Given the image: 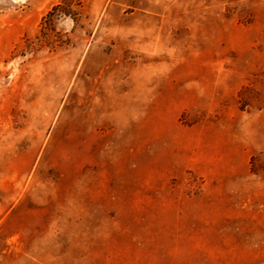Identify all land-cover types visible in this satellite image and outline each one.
Here are the masks:
<instances>
[{
    "label": "rangeland",
    "instance_id": "374dc122",
    "mask_svg": "<svg viewBox=\"0 0 264 264\" xmlns=\"http://www.w3.org/2000/svg\"><path fill=\"white\" fill-rule=\"evenodd\" d=\"M0 264H264V0H0Z\"/></svg>",
    "mask_w": 264,
    "mask_h": 264
}]
</instances>
